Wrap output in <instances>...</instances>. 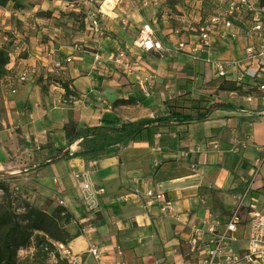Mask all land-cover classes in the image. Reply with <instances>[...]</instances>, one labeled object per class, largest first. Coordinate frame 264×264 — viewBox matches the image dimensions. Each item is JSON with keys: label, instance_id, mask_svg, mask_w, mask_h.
I'll return each instance as SVG.
<instances>
[{"label": "crops", "instance_id": "obj_1", "mask_svg": "<svg viewBox=\"0 0 264 264\" xmlns=\"http://www.w3.org/2000/svg\"><path fill=\"white\" fill-rule=\"evenodd\" d=\"M129 16L135 19L137 25H124V32L119 35H116L117 29L106 25L107 32L111 30L112 34L95 36L101 39L97 46L102 52L84 48L80 51L66 49L61 51L63 55L65 53L61 56V53L43 52V47L36 45L33 46L36 49L33 55L20 59L19 66L22 68L16 78L11 80L9 75L5 76L9 77V85L8 89L0 91V170L22 175L26 172L34 191L31 193L50 201H56V197L66 201V208L76 222V225L69 226L72 238L68 245L80 255V264H186L184 256L189 250L194 224L210 213L223 215L226 212L214 210L212 206L214 201L210 199L209 188L218 186L215 183L223 188H238L232 207L250 185L252 196L259 205H264V105H254L256 99L252 103L247 100L250 104L248 108L217 109L204 122L162 127L153 146L146 141H132L125 147L119 145L116 152L96 158H64L65 151L79 149L77 144L67 147L64 125L68 121L93 126L100 124L104 116L121 118L113 103L130 96L136 98L138 109L151 111V115L142 118L153 117L158 115L155 114L157 112L166 115L169 110L164 101L170 87H178L173 88L174 93L180 94L186 88L185 79L196 78L195 73L213 77L208 64L203 61L193 63L184 54L188 60L185 69L189 66L192 69H187V75L184 73L182 79H176V70L168 66V61L164 59L165 52L142 51L135 47L134 41L139 32L134 35L132 43L128 39L129 32L139 26L141 20L156 22L152 21L151 13L131 12ZM191 17L175 15V25L166 20L162 25L152 23L157 38L167 48L175 46L177 38L172 33L173 27L188 26L191 21H196L193 12ZM4 39L0 31V45ZM96 39L91 41L96 43L99 40ZM108 42L113 44L114 49H108ZM248 42L249 39L243 37L218 41L209 55L214 59L237 58ZM125 46L141 54L156 71V94L152 90L150 96L141 100L131 86L126 82L123 84L125 79L128 84L133 80L137 83L136 76L113 69L105 60L101 61L98 69L93 68L96 53L104 57ZM151 53L158 57H153ZM207 55L205 52L203 57ZM69 56L73 57L70 63L67 62ZM58 60L63 62V67L54 66ZM14 64L12 62L9 68ZM25 69L27 80L21 81L18 77ZM65 85L69 86L74 96L66 94ZM14 88L15 93L12 92ZM234 93L231 92V95L234 96ZM262 102L264 104V100ZM14 128L21 130L16 143L10 140ZM205 141L212 144L207 152ZM48 143L51 144L49 148H41ZM181 146L186 148L181 149ZM217 147L230 150L217 151ZM60 149L64 152L59 153ZM260 157L262 163L259 169L243 168L245 164L255 166ZM47 161L49 164L41 166ZM222 161L223 166L217 165ZM231 166L235 172H244L246 177H241L238 182L233 180L234 174L228 171ZM216 167L220 170L212 176L211 172ZM79 173H83L81 179L75 177ZM82 179L91 185L90 190L79 184ZM147 187L166 191L173 200L174 212L165 214L157 206L147 205L142 197ZM203 191L207 193L202 195ZM92 247L101 249L99 258L89 252Z\"/></svg>", "mask_w": 264, "mask_h": 264}, {"label": "built area", "instance_id": "obj_2", "mask_svg": "<svg viewBox=\"0 0 264 264\" xmlns=\"http://www.w3.org/2000/svg\"><path fill=\"white\" fill-rule=\"evenodd\" d=\"M119 1L117 0L116 5ZM160 2L161 0H144L143 4L156 6ZM195 5L193 3L192 7L196 21H191L188 26L172 29L177 38L175 49L184 52L193 63L203 61L208 64L213 76L233 82L244 91L250 89L247 100L254 102L255 95L251 94L253 90L264 93V0H218L213 13L202 21L199 19L201 17L195 14L197 10ZM197 8L201 6L198 5ZM106 15L107 12L100 9L97 14L89 16L87 28L93 36L105 35L102 19ZM128 23L129 21H126L124 24ZM238 37L249 39L241 56L214 59L209 55L218 41L226 42ZM134 46L142 51L169 50L157 38L150 22L143 23ZM80 50L81 47L76 45L75 51ZM205 52L208 55L203 57ZM102 60L125 75L136 76L143 93L150 96L156 80V71L141 54L127 46L118 47L104 57L96 53L93 68L98 69ZM72 61V56L67 57L68 63ZM54 64L55 67H63L62 61H55ZM19 79L26 81L27 72H22ZM12 92L15 93L16 89H12ZM261 163L262 157L256 160V168L259 169ZM75 177L81 179L83 173L76 174ZM79 184L86 190L91 189V185L83 179ZM142 197L147 205L157 206L162 213L174 212L173 200L164 190L147 187L143 190ZM56 202L66 207L63 198L56 197ZM54 244L56 249L50 254L53 259L56 258L57 252L68 264H80V255L75 253L68 243ZM89 252L96 258L101 255V249L97 247H92ZM184 257L186 264H264V205H259L258 200L252 196L251 185L239 196L229 213L226 215L210 213L198 224H194L189 238V250Z\"/></svg>", "mask_w": 264, "mask_h": 264}, {"label": "rangeland", "instance_id": "obj_3", "mask_svg": "<svg viewBox=\"0 0 264 264\" xmlns=\"http://www.w3.org/2000/svg\"><path fill=\"white\" fill-rule=\"evenodd\" d=\"M104 1L105 0H0V31L1 38L5 37L3 43L0 45V49L5 47L10 57V62L6 65L7 72L0 78V91H2L3 88L6 89L9 85V77H11V80L16 78L18 71L22 68L19 66L20 59L30 57L33 55V52L36 51L33 46H42L43 52H50L52 54H62L63 52L61 51L66 49H68V51H75L76 45H79L84 49L102 52V50H98L97 46L101 39H96L95 36H93V33L88 30L87 20L89 16L95 15L98 10L103 9ZM143 1L144 0L119 1L117 8L114 9L115 14L110 15L108 13L110 16L106 15L102 19L106 34H112L111 30L110 32H107L106 25H110L117 29L118 31L116 32V35H119L122 31L124 32L123 26L126 25L124 23L128 20L129 23L137 25L135 19L129 16L131 15V12L138 14L151 13V17H153L152 21H156L152 22L155 26L157 23L162 25L170 21L175 25V15H185L189 19H192L191 15L194 10L192 7L193 3L196 4L195 8L197 9L195 14H197L198 17H201L199 18L201 21L202 19L205 20L209 17L218 4V0H203L202 3H200L199 0H161L158 5L152 7L150 4L144 6ZM198 5L201 6V8H197ZM188 21L189 20L187 19L186 22ZM143 22L144 20H141L138 23L139 26L132 28L131 32H129L128 39L130 40V43H132L135 38L134 35L138 34V29ZM159 33L160 32L157 31L158 35ZM92 39L99 40L98 42L95 41L96 43H93V41H91ZM112 45L111 42H108L109 50L114 49ZM168 48L169 50L165 51L163 54L164 59L168 61V66L176 70V79L178 78V80H180L182 79V75L184 73L186 74L187 69H185V65L188 63V60L184 55L185 53L177 51L174 45H171ZM64 55L62 54L61 56ZM143 55L147 59L146 54ZM152 55L153 57L157 56L154 54ZM173 58H175V61H172ZM12 62H15V64L9 68ZM26 70L27 69L23 70V72H26ZM6 75H9V77L5 78ZM195 77L196 78L191 81L189 80L190 78H186V88H184L185 90L183 88L181 89H183L184 92L191 91L197 98V112L205 109L212 99L216 97L222 98L226 101H232L240 108L249 107L248 105L250 104L246 99L247 93L243 92V88L242 91H234L235 95L232 96L231 92L234 90L233 85L228 81L213 76L211 81L207 83L209 86H207L206 83H201V80L203 79L201 73H195ZM124 82H126V85L131 86V90L135 91L141 100H143L144 97H148L143 94L142 90L139 89V85L134 80L129 84L126 79L123 81V84ZM217 82H219L218 85L216 84ZM173 88L178 89V87H170L167 99L171 98L170 96L173 97L177 95V93H174ZM152 90L155 94L157 93L156 85H153ZM251 93L255 95L256 102L254 105H256V103H262V105H264L262 102L264 99L262 98V93L260 91L255 89ZM136 104L137 100L134 96H130L126 99H117L113 103L114 108H117V112L120 114L121 118H142L151 115V111L145 108L138 109ZM155 114L159 113L157 112ZM20 131L21 130L18 128H14V130H12L13 137L10 135V140H13L14 143H16L17 138H20ZM204 143L205 151L207 152L209 151V145L212 144L206 141ZM185 148L186 147L181 146V149ZM215 150L228 152L230 149L224 150L217 147ZM2 151L4 152V150ZM217 165L223 166L224 162H217ZM250 167H253L254 169L256 168V166H253L252 164H245L243 166L245 170ZM213 170L214 171L211 172V175L215 176V171H219L220 169L216 167ZM228 171L234 174L233 180L237 182L241 177H246V174L242 171L235 172L233 166L228 168ZM25 174L26 172L22 175L8 173L6 170H0V213L6 211L11 218L20 217L23 223L26 221L24 215L27 212V204L48 212H52L58 206L56 201L50 203L44 197L31 193L33 191L30 186L31 182L28 178L29 176ZM215 184L218 186L209 188V192H211L210 196L212 197L210 199L214 201L212 206L214 207V210L226 211L223 214L226 215L229 213L228 209H231L234 203L238 188H223L219 183ZM239 190L242 191V189ZM201 193L204 195L207 192L203 191ZM74 220H71L68 225L65 224L66 230L69 229L70 225H76ZM32 252H34L33 247L21 248L18 251V257L23 259Z\"/></svg>", "mask_w": 264, "mask_h": 264}, {"label": "trees", "instance_id": "obj_4", "mask_svg": "<svg viewBox=\"0 0 264 264\" xmlns=\"http://www.w3.org/2000/svg\"><path fill=\"white\" fill-rule=\"evenodd\" d=\"M10 62L9 53L5 47L0 49V78L6 74V65ZM191 70L189 66L187 68ZM202 84L211 81V75L202 76ZM192 80V77L189 79ZM232 92L241 90L242 87L233 82ZM66 94L74 96L68 85H65ZM250 93L249 90L243 91ZM169 113L166 115H155L148 118L125 121L117 116H104L98 125H79L75 120H70L64 125L67 147L71 148L77 144L76 151L60 149L64 158H96L111 154L118 150L119 145L127 146L132 141H146L151 146L155 144L159 129L169 126L192 125L204 122L217 109H239L233 103L222 98H214L205 109L197 112V98L191 91L182 92L166 99ZM50 143L41 148H49ZM56 158V156H55ZM44 162L41 166H46ZM52 203L53 201L48 200ZM27 212L24 217L11 218L9 213H0V264H68V262L56 252L53 259L50 254L55 251V242H65L71 240L72 236L65 229L74 215L63 206L58 205L52 212L39 209L30 204L26 205ZM33 247L34 252L23 259L18 257L21 248Z\"/></svg>", "mask_w": 264, "mask_h": 264}, {"label": "bare ground", "instance_id": "obj_5", "mask_svg": "<svg viewBox=\"0 0 264 264\" xmlns=\"http://www.w3.org/2000/svg\"><path fill=\"white\" fill-rule=\"evenodd\" d=\"M116 2H117V0H106L104 2L103 9L107 13H109L110 15H114L115 14V10H113V9H114L115 6L117 8Z\"/></svg>", "mask_w": 264, "mask_h": 264}]
</instances>
